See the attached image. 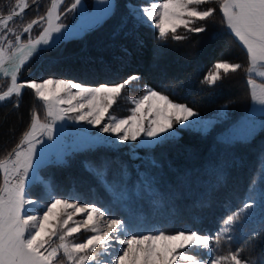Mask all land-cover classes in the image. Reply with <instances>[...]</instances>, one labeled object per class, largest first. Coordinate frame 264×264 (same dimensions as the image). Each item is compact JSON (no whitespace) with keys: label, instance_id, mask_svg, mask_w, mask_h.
<instances>
[{"label":"snow or ice","instance_id":"obj_1","mask_svg":"<svg viewBox=\"0 0 264 264\" xmlns=\"http://www.w3.org/2000/svg\"><path fill=\"white\" fill-rule=\"evenodd\" d=\"M33 4L37 0H32ZM63 0H50L44 15L21 25L19 32L10 26L17 17H23L30 7L27 0H15L8 13L0 9V75L9 79L6 90H0V103L11 102L18 108L25 89L32 90L36 101L41 102L45 120L33 110L28 127L20 135L19 142L0 157V264H264V252L255 255V241L264 240V167L259 170V184L254 178L241 200L237 211L223 218L214 235L199 229L182 228L169 233L162 228L142 229L132 209L127 188L117 189L108 184L105 192L110 199L105 203L87 202L78 196L53 195L51 181L41 177L39 170L52 163H64L67 151H53L57 142L63 143L67 125L73 121L81 125L74 135V150L99 151L103 148H129V158L141 161L136 166L155 169V158H145L137 148L151 149L171 142L178 136L175 126L207 134L213 119L201 115L185 103L170 98L164 91L144 85V94L128 98L134 105L130 115L118 118L109 110L123 96L124 89L141 77L130 75L120 83H101L88 86L71 79L43 76L20 80L22 68L36 57L54 51L61 42L80 38L94 31L115 15L113 0H97V7L89 13L83 0H73L64 13H78L80 20L71 25L61 21L59 11ZM216 4L222 13L224 32L234 36L246 51L247 68L244 69L251 112L229 132V143L247 142L257 130L254 117H264V0H147L145 5L126 4L127 17H122L117 28L122 32L129 23L132 29L143 26L154 29L157 39L166 42L185 41L188 34L209 31L207 21L214 16ZM18 9V11H17ZM35 25H43L34 38ZM183 29L184 34H181ZM28 34L27 39L22 35ZM142 48L143 42L137 40ZM126 51V50H125ZM159 53H154V58ZM241 63L220 60L204 75L202 84L215 86L229 73L241 70ZM179 86V85H178ZM13 97L16 99L13 100ZM223 110L217 112L221 117ZM83 125L96 129L92 133ZM264 131V119L258 124ZM57 140L53 141V131ZM106 134V135H102ZM49 141H53L49 144ZM136 142V143H130ZM106 161L93 167L98 180L106 178ZM126 169L121 168V175ZM140 192H147L153 199L157 194L153 180L147 171L141 174ZM44 189L36 199L31 196L33 187ZM103 186V185H102ZM117 207L127 208L129 214L116 216ZM230 210V209H229ZM258 222L245 240L251 246L250 255L241 257L243 248L229 249L217 255L222 241L230 243L233 233L241 224ZM88 233V235H85ZM79 234L82 239L77 241ZM99 249V251H98ZM99 257V259H98Z\"/></svg>","mask_w":264,"mask_h":264},{"label":"trees","instance_id":"obj_2","mask_svg":"<svg viewBox=\"0 0 264 264\" xmlns=\"http://www.w3.org/2000/svg\"><path fill=\"white\" fill-rule=\"evenodd\" d=\"M129 1L115 0V15L101 27L31 60L22 68L20 80L52 76L98 86L120 83L137 74L141 78L125 88L131 93L142 92L144 85H149L164 91L174 101L187 104L200 115L209 116L223 110L224 119L207 134L179 129L177 138L171 142L151 149L137 148L140 156L156 159L159 167L155 169L144 165L138 173L136 166L142 162L130 160L128 147H119L73 151L65 156L64 163L42 167L40 175L51 181L53 195H74L90 203H105L110 199L105 192L108 184L118 190L127 188L131 197L129 208H135L145 217L151 228H162L169 233L192 228L214 235L223 218L242 206L241 200L251 181L255 178L259 184V170L264 167V131L257 130L247 142L229 143L216 137L250 109L244 71L247 68L246 51L233 36L224 32L222 13L216 4L207 5L216 8L214 16L207 21L209 31L188 34L189 39L185 41L169 39L161 42L154 29L140 26L133 30L131 23L121 32L117 25L128 15L125 5ZM27 2L30 7L24 16L13 22L18 32L21 25L44 15L50 7V0H40L36 4L32 0ZM14 3L15 0H0L2 14L6 15ZM65 3L61 12L67 8ZM66 15L61 19L63 23L68 21ZM37 26H40V32L41 25H35L33 29ZM178 31L184 34L183 29ZM137 40L143 42L142 48L136 46ZM157 52L159 55L154 58ZM220 60L241 63L243 68L229 73L215 86L202 84L204 75ZM33 110L39 113L42 121L45 120L43 105L36 101L30 89L24 90L18 108L11 102L0 104V157L19 142ZM105 161L108 170L103 180H98L84 167L89 162L95 167ZM121 168L126 169L123 175ZM145 171L153 180L155 199L146 192L134 195ZM43 189V185L33 187L32 198L36 199ZM114 214L129 213L127 208L117 207ZM254 228L259 230L258 222L241 224L233 233V241H222L217 255L226 254L229 249L243 248L240 255L247 258L251 246L245 245V240ZM261 252H264V240H257L255 255Z\"/></svg>","mask_w":264,"mask_h":264},{"label":"rangeland","instance_id":"obj_3","mask_svg":"<svg viewBox=\"0 0 264 264\" xmlns=\"http://www.w3.org/2000/svg\"><path fill=\"white\" fill-rule=\"evenodd\" d=\"M40 1V0H39ZM66 2V3H65ZM73 2V0H65L64 3L65 5L68 7L71 3ZM63 3V5H64ZM83 3L84 5L86 6L87 8V11L89 13L92 12L93 8H94V3H95V0H83ZM129 3L133 4V5H145L147 3V0H130ZM128 3V4H129ZM62 5V6H63ZM62 8V7H61ZM28 10V9H27ZM26 10V11H27ZM18 11V9H17ZM25 11V12H26ZM60 12H61V9H60ZM64 13V12H62ZM67 14L66 16L68 17V21L67 23L65 24H70V23H73V20L77 21L78 19H80L78 13H65ZM64 14V15H65ZM63 18V17H62ZM61 18V19H62ZM12 27H15L18 31V28H17V25H14L13 23L10 25ZM43 27V25H41V28ZM40 30V26H37V28H35V30L33 29L32 32H31V36L34 38L39 32ZM38 32V33H37ZM24 37V39H27L28 38V34H23L22 37ZM81 38V37H80ZM9 83V80L8 79H1L0 80V90H3L6 88L7 84ZM132 92H135V91H132ZM144 94V91L142 92H138V93H131L130 91H128V89H124L123 91V96L121 99H119L117 101V103L109 110L110 114L113 115V116H116L118 118H126L128 115H130V111L129 109L131 107H133L134 105H132L130 102H129V99L128 98H137V97H140ZM253 102L251 101V106H250V109L249 111L244 114L243 116H241L238 121H236L235 123L231 124L230 126H228L226 129H224L223 131H220L219 133H217L216 137L221 140V141H226V138L228 137L229 135V132L230 130L235 126L237 125L238 123H240L250 112H251V109L253 108ZM225 117V114H224V111H223V115L221 117H218L217 116V113L213 114V115H209V116H203L201 115V118L202 119H213L217 122H215L213 124V127L211 128V130L221 121L223 120ZM255 121L257 122V130H259V127H258V124H259V121L261 119H264L259 113H257L254 117ZM62 123H65L67 125L66 127V135L63 137V143H60V142H57L53 151H67L68 153H71L73 151H77V150H74L73 149V144H74V141L76 140V136L74 135L76 129L80 128L81 125H78V124H75L73 121H65V122H62ZM83 127H86L88 128L92 133H95L96 132V129L95 128H92L91 126L89 125H83ZM176 127V130L178 132L179 129H182L180 128L179 126H175ZM210 130V131H211ZM256 130V132H257ZM192 131H195V130H192ZM197 132V131H196ZM200 133V132H199ZM203 134V133H202ZM57 132L53 131V141H56L57 140ZM102 135H106V134H102ZM254 135V134H253ZM53 141H49L48 143L49 144H52ZM130 143H136V142H130ZM119 147H127L125 145H118L117 148ZM80 150H84V149H80ZM65 159V157H64ZM140 183H138L135 187V191H134V195H137L140 191ZM128 190V189H127ZM129 191V190H128ZM147 193V192H146ZM148 194V193H147ZM129 205L128 204V208H129ZM132 209V213L135 215L136 217V220H137V223L140 224L141 228L142 229H148V228H151V225L150 223L147 222V219L143 216H141L140 213L136 212L135 211V208H131ZM116 215V214H115ZM118 216V215H116ZM85 235H88V233H85ZM76 239L77 241H79L80 239H82V237L77 234L76 236ZM99 251V249H98ZM99 259V257H98ZM60 260H63V257H62V254H61V257H60ZM60 260H58L57 264H60Z\"/></svg>","mask_w":264,"mask_h":264},{"label":"water","instance_id":"obj_4","mask_svg":"<svg viewBox=\"0 0 264 264\" xmlns=\"http://www.w3.org/2000/svg\"><path fill=\"white\" fill-rule=\"evenodd\" d=\"M38 1H39V0H37V2H38ZM64 1H65V0H63V3H64ZM63 3H62L61 5H63ZM113 3L115 4V0H113ZM61 5L59 6V11H60V9H61ZM26 10H27V9H25V11H26ZM64 14H65V13H64ZM64 14L61 16V18L64 16ZM79 20H80V19H78L76 22L78 23ZM71 24H72V23H70V24H66V25H71ZM70 39H76V38H70ZM70 39H69V40H70ZM67 41H68V40H67ZM64 42H66V41H64ZM64 42H61L60 44H62V43H64ZM60 44H59V45H60ZM20 73H21V72H20ZM19 76H20V74H19ZM1 79H4V77H3L2 75H0V80H1ZM7 79H8V78H7ZM8 80H9V79H8ZM5 90H6V89H5ZM23 93H24V92H23ZM0 104H1V103H0Z\"/></svg>","mask_w":264,"mask_h":264},{"label":"bare ground","instance_id":"obj_5","mask_svg":"<svg viewBox=\"0 0 264 264\" xmlns=\"http://www.w3.org/2000/svg\"><path fill=\"white\" fill-rule=\"evenodd\" d=\"M61 7H62V5H61ZM97 7V0H95V3H94V8H93V10L95 9ZM92 10V11H93ZM4 79H7V78H4Z\"/></svg>","mask_w":264,"mask_h":264},{"label":"crops","instance_id":"obj_6","mask_svg":"<svg viewBox=\"0 0 264 264\" xmlns=\"http://www.w3.org/2000/svg\"><path fill=\"white\" fill-rule=\"evenodd\" d=\"M234 37V36H233ZM235 38V37H234ZM239 43V42H238Z\"/></svg>","mask_w":264,"mask_h":264}]
</instances>
